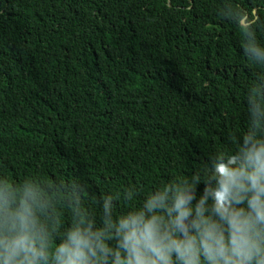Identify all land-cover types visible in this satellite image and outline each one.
<instances>
[{"label": "trees", "instance_id": "trees-1", "mask_svg": "<svg viewBox=\"0 0 264 264\" xmlns=\"http://www.w3.org/2000/svg\"><path fill=\"white\" fill-rule=\"evenodd\" d=\"M239 4L264 15V0ZM221 6L0 0V170L99 189L194 171L244 122L250 73Z\"/></svg>", "mask_w": 264, "mask_h": 264}, {"label": "clouds", "instance_id": "clouds-1", "mask_svg": "<svg viewBox=\"0 0 264 264\" xmlns=\"http://www.w3.org/2000/svg\"><path fill=\"white\" fill-rule=\"evenodd\" d=\"M221 4L250 73L227 146L148 189L0 170V264H264V15Z\"/></svg>", "mask_w": 264, "mask_h": 264}]
</instances>
